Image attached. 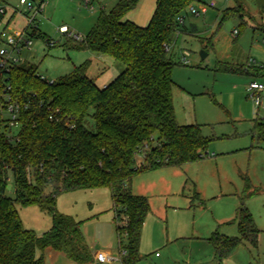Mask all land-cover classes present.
Masks as SVG:
<instances>
[{
    "label": "trees",
    "instance_id": "1",
    "mask_svg": "<svg viewBox=\"0 0 264 264\" xmlns=\"http://www.w3.org/2000/svg\"><path fill=\"white\" fill-rule=\"evenodd\" d=\"M139 1L118 0L109 11H101L83 39L71 38V48L109 56L123 65L105 87L88 75L90 61L53 81L29 62L0 70V264H45L43 253L49 248L74 263H92L84 222L60 213L57 201L65 193L98 189L111 195L121 263H136L151 208L148 198L133 194V178L206 157L210 141L200 126L177 123L172 96L176 63L170 49L179 18L203 0H157L146 27L125 19ZM243 14L238 6L223 16ZM32 36L37 37L36 32ZM10 102L20 109L16 131L2 119ZM254 132L264 138V122L257 123ZM140 155L143 163L138 166ZM10 184L14 198L7 195ZM244 191L250 197L261 190H251L246 181ZM17 205L47 213L52 218L49 231L38 235L25 229ZM235 221L237 237L214 233L210 238L220 258L229 257L239 245L258 244L260 230L243 203Z\"/></svg>",
    "mask_w": 264,
    "mask_h": 264
},
{
    "label": "rangeland",
    "instance_id": "2",
    "mask_svg": "<svg viewBox=\"0 0 264 264\" xmlns=\"http://www.w3.org/2000/svg\"><path fill=\"white\" fill-rule=\"evenodd\" d=\"M117 1L94 0L91 11L84 0H46V8L36 20L38 30H34L28 26L29 14L19 0H4L8 10L3 19L10 18L15 9L8 31L21 43L16 56L37 66L40 76L53 81L90 61L88 75L103 87L123 71V65L71 45L75 35L85 37L101 11H109ZM211 2L215 7L205 14L187 10L170 46L176 63L172 91L176 120L181 126H200L210 141L203 152L206 157L181 168L133 178V194L147 197L151 208L142 230L140 259L134 264H264V138L254 132L257 123L264 122V93L258 107L248 91L250 83H264V0H203V4ZM153 5L154 0H140L132 12L144 17ZM201 5L196 4V9ZM238 6L244 9L242 18L224 19L226 10ZM62 27L74 39L61 32ZM33 31L37 37L32 36ZM26 41H30L28 46ZM184 51L189 52L187 64L182 62ZM223 66L243 71L225 72L220 69ZM261 67L263 71L257 74L256 68ZM142 163L140 155L137 165ZM9 180L12 183L11 173ZM246 181L251 190L261 191L247 197ZM7 195L14 198V191ZM242 203L260 230L258 244L239 245L229 257L220 258L210 238L214 233L239 235L235 220ZM57 209L83 221L92 243L99 230L107 225L112 229L113 202L107 189L62 194ZM17 210L24 228L38 235L52 226V218L37 206L17 205ZM113 228L114 247L119 251ZM105 245L101 239L96 244L98 249Z\"/></svg>",
    "mask_w": 264,
    "mask_h": 264
},
{
    "label": "built area",
    "instance_id": "3",
    "mask_svg": "<svg viewBox=\"0 0 264 264\" xmlns=\"http://www.w3.org/2000/svg\"><path fill=\"white\" fill-rule=\"evenodd\" d=\"M85 5L90 7V10L93 11V2L94 0H84ZM200 6V10H197L195 5H192L188 8L189 12L194 15L205 14L209 8H214L215 3L211 2L209 4H203ZM19 5L22 7L23 11L29 14L28 23L29 27L32 28L34 26V30L38 29V25L36 24L37 18L43 14L46 8V0H19ZM7 13V7L3 0H0V23L3 20L4 16ZM184 16L179 18V23H183ZM64 34H68L69 31L66 27H62L60 29ZM34 32V31H33ZM235 34L237 31L234 32ZM33 34V33H32ZM73 34L69 33V37L71 38ZM76 37V36H75ZM76 39H79L76 37ZM20 40H17L12 34L9 33L8 30H3L0 32V70H8L12 64H19L22 61L16 56L21 51L20 48ZM30 44V41H26V46ZM169 50V49H168ZM189 52L184 51L182 54V62L184 64L189 63L188 61ZM262 68V67H261ZM263 69V68H262ZM248 91L251 94V98L253 99L256 106H260L262 104V95L264 93V83H259L254 81L250 83L248 87ZM19 105L10 102L7 105L6 110L3 112L2 119L7 120L8 125L12 131H16L19 128L18 118H19ZM10 183V180L8 179ZM13 188V186H12ZM125 255V252H122ZM118 258L120 259V252L118 253ZM110 258L104 255H100L97 258L98 264H104L109 262Z\"/></svg>",
    "mask_w": 264,
    "mask_h": 264
},
{
    "label": "crops",
    "instance_id": "4",
    "mask_svg": "<svg viewBox=\"0 0 264 264\" xmlns=\"http://www.w3.org/2000/svg\"><path fill=\"white\" fill-rule=\"evenodd\" d=\"M156 2H157V0H154V5L149 10V13L147 11L146 16L141 17L137 13L130 12L125 17V19L135 23L138 26L146 27L149 24V22H150V20H151V18L153 16V13H154V11L156 9ZM4 3L6 4L7 10H8V3H6V2H4ZM14 12H15V9L13 10L12 16H10V18H8V19L5 18L6 20L3 19L1 21V23H0V32H2L5 29L8 30L10 25L13 23ZM75 36L78 37L79 39H83L84 38V37L80 38L78 35H75ZM105 86L106 85H104L103 87H105ZM170 169H172V168H170ZM173 169H177V168H173ZM139 196H141V195H139ZM113 215H114V212H113ZM144 223H145V221H144ZM111 224L113 226H115L114 219H113V222ZM113 226H112V229L110 228L109 225H107L106 228H103V229L99 230V232L97 233V240H95L93 243L91 242V237H89L87 231H84L83 227H82V232H83V235H84V237L86 239V243H87L88 247L90 248V250L92 252V255H93V262L90 263V264H98L97 263V258L100 255H104V256H107L108 258H110L109 262L104 263V264H122L120 259L118 258L119 251H117V249H115V247H114L113 238L115 237V232H114ZM142 230H143V228H142ZM47 231H49V229ZM115 231H116V226H115ZM141 237H142V233H141ZM100 239L101 240H105L106 241V245L103 248L98 249L96 244L98 243V240H100ZM140 243H141V241H140ZM41 254L42 253L40 251L37 252L38 256H40ZM43 256H44L45 264H77V263L72 262L64 253L55 251L54 249H51V248L47 249L43 253Z\"/></svg>",
    "mask_w": 264,
    "mask_h": 264
},
{
    "label": "water",
    "instance_id": "5",
    "mask_svg": "<svg viewBox=\"0 0 264 264\" xmlns=\"http://www.w3.org/2000/svg\"><path fill=\"white\" fill-rule=\"evenodd\" d=\"M201 57L204 59L206 57V54L202 52ZM11 190H12V185H8V191H11Z\"/></svg>",
    "mask_w": 264,
    "mask_h": 264
}]
</instances>
